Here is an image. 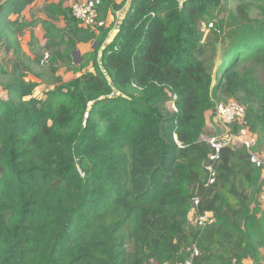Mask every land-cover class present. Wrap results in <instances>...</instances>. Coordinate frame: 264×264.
Wrapping results in <instances>:
<instances>
[{"label":"trees","instance_id":"16d2710c","mask_svg":"<svg viewBox=\"0 0 264 264\" xmlns=\"http://www.w3.org/2000/svg\"><path fill=\"white\" fill-rule=\"evenodd\" d=\"M36 1L0 0V264H177L195 243V264H264V173L226 148L206 186L202 139L206 113L236 99L264 148V0L205 34L198 19L223 0H101L99 18L114 20L97 29L67 0L28 20ZM43 49L54 79L38 97ZM61 66L80 75L64 81ZM195 196L215 216L205 228L188 220Z\"/></svg>","mask_w":264,"mask_h":264},{"label":"built area","instance_id":"2783aa9c","mask_svg":"<svg viewBox=\"0 0 264 264\" xmlns=\"http://www.w3.org/2000/svg\"><path fill=\"white\" fill-rule=\"evenodd\" d=\"M101 0H76L70 4L72 15L80 21L85 28L97 29L107 25V21L99 18L98 5ZM176 99V96L173 97ZM171 107L177 110L175 104L171 102ZM247 108L244 104L236 99H228L217 103L216 109L213 111L215 125H211V135L206 131L202 139L206 141L211 148L206 163L207 181L206 186L213 185L217 180V165L222 158V153L226 148H245L248 152L251 162L260 168L264 173V148L259 146L258 136L256 133L245 128ZM239 125L238 130H234V126ZM193 207L189 213L188 220L190 224L200 228L215 221V216L211 211H200L201 198L193 197ZM191 254L183 262L177 264H195V258L200 255L197 244L195 243L191 249Z\"/></svg>","mask_w":264,"mask_h":264},{"label":"rangeland","instance_id":"374dc122","mask_svg":"<svg viewBox=\"0 0 264 264\" xmlns=\"http://www.w3.org/2000/svg\"><path fill=\"white\" fill-rule=\"evenodd\" d=\"M72 1H76V0H71L69 5H68V8H70V4ZM116 1L121 2L122 0H116ZM241 1L242 0H223L221 5L216 6V7H213V6L210 7L209 10L207 11V13L205 15H203L204 17L202 16L198 19V32H199V34L200 33L205 34L208 31V29L215 27L216 23H218L221 19H223L227 13H230L231 11L234 12L237 5H239L241 3ZM247 5H249V4H247ZM249 7H250L249 12L253 16H257V15L259 16L262 13L260 11L253 10L255 8L250 6V5H249ZM123 10L124 9H122L121 11H118V13H117V15L119 17V21L123 17V15H122ZM37 12L38 13H36V14L38 16L44 15V13L40 10V8H38ZM113 19H114V15L110 16V22ZM61 22H62V24L64 23V21H61ZM116 30L117 29H113V31L111 32L112 36H114V34L117 32ZM38 33L41 36L43 34L41 30H39ZM25 35H27V31L23 34V36L21 38L22 39L21 40L22 47L29 50V48H28L29 40L25 37ZM41 43H42L41 44L42 46L45 44V43L43 44V42H41ZM93 47H94V45L91 43L79 44L78 45V52L75 55L76 61L78 62V63L76 62V64H79L81 62L82 55H84L85 53H87L89 51H92ZM41 53L45 54V57L42 61V64L40 66H38L36 64H32L34 72L36 73V75L40 74L41 78L37 77L35 74H31V78L29 77L30 79L36 80L40 83V86L36 90L38 97H42L43 91L46 88H53V86L49 84V81L54 79V78L53 79L51 78V74H50L51 70L48 66V62L46 61V58L48 57V52H47V50L43 49V51H41ZM3 55H4V53L1 49L0 50V57H3ZM31 58H34V56L32 54H31ZM86 70L93 71L94 68L91 67V65H90L87 67ZM262 73H263L262 75H264V71H262ZM57 75H59L64 81H68V80H71V79L77 77L78 75H80V73L75 74L73 71L67 69L65 66H61L57 72ZM6 78L7 77L0 75V82L5 81ZM210 119H212V116H210ZM212 124H213V122H212ZM261 197H262L261 203L263 205L264 204V188H263V191L260 195V199H261ZM253 264H254V262H253Z\"/></svg>","mask_w":264,"mask_h":264},{"label":"crops","instance_id":"0c3cea01","mask_svg":"<svg viewBox=\"0 0 264 264\" xmlns=\"http://www.w3.org/2000/svg\"><path fill=\"white\" fill-rule=\"evenodd\" d=\"M53 1H55V2H59L60 0H53ZM70 1H71V0H67V1L65 2V6L68 7ZM43 4H44V0H37L33 5H31V6L25 11V13H24V17H25L26 19H28V20H31L32 16L35 15V13H38V12H37L38 8H39V7H42ZM126 9H127V7H125L124 10H123V14H122L123 16H124L125 13H126ZM27 16H28V17H27ZM41 16H42V15H41ZM110 16H113V14H110V15H109V17H108V21H107V26L110 25V24L112 23V21L114 20V19H113V20L110 22ZM42 17H44V16H42ZM58 25H59V26H63L64 23L62 24V22H58ZM39 30L42 31V33H43L42 36L39 35V33H38ZM35 31H36L37 36H38L39 39H40V42H43V44H44V43H45V40H44V33H45V32H44L42 26L37 27V28L35 29ZM116 31H117V30H116ZM25 37H26V38L29 40V42H30V39H31L30 30H27V35H25ZM112 40H113V36H112V34H110V38H109L108 42H110V41H112ZM29 42H28V43H29ZM28 48H29V44H28ZM23 49H24L26 52H28V53L30 54V50H27V49L24 48V47H23ZM29 77L31 78V75H30ZM30 78H29V79H30ZM210 116H212V119H210ZM206 117H207V130H208V129L211 130L212 128H211L210 126L213 125V124L215 125L214 117H213V111H212V110L208 111V112L206 113ZM212 122H213V124H212ZM261 200H262V197H261ZM262 206L264 207V204H263ZM244 264H253V261L250 260V259H247V260L244 261Z\"/></svg>","mask_w":264,"mask_h":264},{"label":"water","instance_id":"95a60500","mask_svg":"<svg viewBox=\"0 0 264 264\" xmlns=\"http://www.w3.org/2000/svg\"><path fill=\"white\" fill-rule=\"evenodd\" d=\"M75 54V53H74ZM208 133H210L211 135H214V132H210V131H208Z\"/></svg>","mask_w":264,"mask_h":264},{"label":"clouds","instance_id":"9594fccd","mask_svg":"<svg viewBox=\"0 0 264 264\" xmlns=\"http://www.w3.org/2000/svg\"><path fill=\"white\" fill-rule=\"evenodd\" d=\"M219 103V102H218ZM209 130V129H208ZM208 130H206V131H208Z\"/></svg>","mask_w":264,"mask_h":264}]
</instances>
